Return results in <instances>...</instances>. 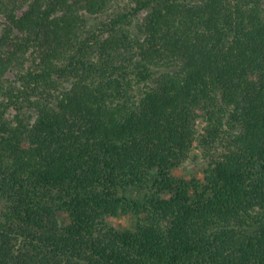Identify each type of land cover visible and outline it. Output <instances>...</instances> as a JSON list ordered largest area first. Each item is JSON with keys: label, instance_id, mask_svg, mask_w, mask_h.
<instances>
[{"label": "trees", "instance_id": "1", "mask_svg": "<svg viewBox=\"0 0 264 264\" xmlns=\"http://www.w3.org/2000/svg\"><path fill=\"white\" fill-rule=\"evenodd\" d=\"M0 204V264H264V0H0Z\"/></svg>", "mask_w": 264, "mask_h": 264}, {"label": "rangeland", "instance_id": "2", "mask_svg": "<svg viewBox=\"0 0 264 264\" xmlns=\"http://www.w3.org/2000/svg\"><path fill=\"white\" fill-rule=\"evenodd\" d=\"M203 171H204V160L202 159L201 152L198 149H195L194 154L192 158L187 161L181 168L176 171V174L190 178L192 176L197 177H203ZM2 208V205L0 204V209ZM113 223H115L118 226H133L134 218L128 217L123 219H114Z\"/></svg>", "mask_w": 264, "mask_h": 264}]
</instances>
